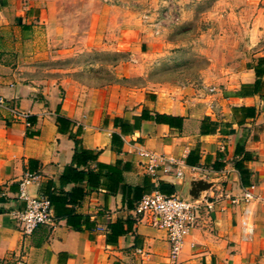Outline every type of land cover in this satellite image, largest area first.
Here are the masks:
<instances>
[{"label":"crops","instance_id":"obj_1","mask_svg":"<svg viewBox=\"0 0 264 264\" xmlns=\"http://www.w3.org/2000/svg\"><path fill=\"white\" fill-rule=\"evenodd\" d=\"M92 20L97 22L98 16L92 15ZM59 29L56 7L49 0H0V263L264 264V72L256 93L235 94L256 79L254 67L264 52H247L238 72L227 81L210 84L213 92L202 89L179 95L164 86L149 90L115 79L94 81L75 67L53 65ZM250 35L255 38V28ZM152 41L143 36L139 43L149 48ZM118 44L135 54L127 33ZM242 106L249 107V113L240 111ZM11 108L27 117H15ZM142 112L181 117L182 125L143 119L125 133L116 125V119L132 123ZM114 134L118 139L112 142ZM75 139L84 148L100 151L96 160L74 165L100 172L98 180H60L72 161ZM141 147L213 181L205 193L213 207L200 211L175 259L169 256L163 230L125 205L124 185H138L144 176L152 183L146 194L156 190L157 180L173 183L176 192L183 185L184 178L163 175L160 168L155 175L147 172L142 165L145 158L138 154ZM245 155L249 175L242 185L234 163ZM188 157H197L196 164H188ZM118 160L122 180L114 183L106 167ZM26 171L34 176L27 187L30 196L50 181L57 193L74 199L66 208L81 217L80 230L70 227L64 216L39 225L29 236L22 234L16 212L25 207L18 186ZM244 188L259 196L255 229L248 241L240 236L241 207L232 202ZM128 215L137 217L132 231L108 243V223Z\"/></svg>","mask_w":264,"mask_h":264},{"label":"rangeland","instance_id":"obj_2","mask_svg":"<svg viewBox=\"0 0 264 264\" xmlns=\"http://www.w3.org/2000/svg\"><path fill=\"white\" fill-rule=\"evenodd\" d=\"M49 1L60 21L50 61L94 81L187 95L227 81L244 66L247 52H264V0ZM123 33L134 55L119 48ZM141 35L153 38L149 48H141Z\"/></svg>","mask_w":264,"mask_h":264},{"label":"built area","instance_id":"obj_3","mask_svg":"<svg viewBox=\"0 0 264 264\" xmlns=\"http://www.w3.org/2000/svg\"><path fill=\"white\" fill-rule=\"evenodd\" d=\"M204 88L209 92L215 90L211 85H206ZM1 104L0 101V106ZM10 111L17 118L27 117L26 113L20 112L16 108H11ZM138 154L145 158L142 165L147 172L155 175L160 168L163 175H173L179 179L184 178V172L178 166L175 167L174 162L166 161L155 152L141 147ZM33 180V174L26 171L18 186V195L25 201V207L16 212V218L19 221L21 232L25 236L31 235L39 225L52 221L48 199L41 193L30 196L27 191L28 185ZM258 200L259 196L248 188H244L241 195L232 200L233 203L241 207L239 226L240 236L244 241L250 240L253 236L255 229L254 209ZM212 207V202L205 197L194 203L180 199L179 192L167 195L155 190L137 201L133 213L140 219H144L150 226L163 230L169 245V256L175 259L183 247L186 236L195 227L200 211L204 208L210 210Z\"/></svg>","mask_w":264,"mask_h":264},{"label":"trees","instance_id":"obj_4","mask_svg":"<svg viewBox=\"0 0 264 264\" xmlns=\"http://www.w3.org/2000/svg\"><path fill=\"white\" fill-rule=\"evenodd\" d=\"M254 72L256 79L252 83L243 84L240 86V89L235 92L238 96H248L250 94H254L259 89V79L261 78L263 72H264V57H258L256 66L254 67ZM240 111H244L246 113H249L250 108L249 107H239ZM63 119V118H62ZM143 119L148 120H154L155 122H163V123H172V121H177L176 125L178 128L182 125V119L181 117H170L163 114L154 113L153 116H150L148 113L142 112L140 116L134 117L133 122H127V121H119L116 119V125L118 123V126L120 127L122 133H125L127 131L133 130L137 128L140 124V121ZM61 120L60 117L56 119V121L59 122ZM118 139L117 135H112V142L113 140ZM75 150L72 156V161L69 165L65 166L61 176L60 180L62 182H71V181H79V180H86L88 183L93 182V179H97L100 177V172L93 173L90 169H76V165L85 164L87 160H96L97 155L99 154V150H93V149H87L80 145V142L75 139ZM195 152V149L190 151V154H193ZM249 160V157L245 155L242 159L236 161L234 163L235 167L239 171L241 183L242 185L247 184L246 182V176L249 175L248 169L244 166L243 162ZM188 164L194 165L197 162L196 160H193L191 158H187ZM120 161H116V164L114 166H107V175L113 179L114 183H118L122 180L120 172L117 168ZM218 168V167H216ZM125 188V195H124V201L125 205L129 210H133L135 207V204L137 201L141 199V197L149 193L152 190V183L149 176H144L142 183L138 185H134L133 187L130 185H124ZM155 189L158 190L161 193L164 194H173L176 193V187L173 183L165 180H157ZM39 192L44 195L50 204V208L53 209V215L52 218H62L66 217V223L72 227L75 230H80V224H81V217L78 214L73 213L72 209H67L66 204L69 203L71 200L74 199L71 198V196L68 193H57L50 181H46L42 183L39 187ZM69 195V198H68ZM137 216V215H136ZM137 217H133L131 215H128L124 219H116L112 223H108L107 227L109 230V233L106 236V241L109 243L116 242V239L118 236L127 234L128 232L132 231L133 224L136 222ZM85 224L87 225V221H85Z\"/></svg>","mask_w":264,"mask_h":264},{"label":"water","instance_id":"obj_5","mask_svg":"<svg viewBox=\"0 0 264 264\" xmlns=\"http://www.w3.org/2000/svg\"><path fill=\"white\" fill-rule=\"evenodd\" d=\"M184 172L183 185L179 191V198L188 202H198L205 197V193L213 185V181L203 173L191 171L187 166Z\"/></svg>","mask_w":264,"mask_h":264}]
</instances>
